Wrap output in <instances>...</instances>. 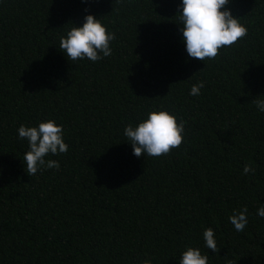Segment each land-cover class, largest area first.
<instances>
[{
  "label": "trees",
  "instance_id": "obj_1",
  "mask_svg": "<svg viewBox=\"0 0 264 264\" xmlns=\"http://www.w3.org/2000/svg\"><path fill=\"white\" fill-rule=\"evenodd\" d=\"M178 4L0 0V264H179L187 246L208 264H264V0H231L247 35L205 62L187 56ZM86 13L115 33L111 55L69 61L60 39ZM161 108L183 142L133 155L124 127ZM47 119L68 150L30 176L17 129ZM245 206L237 232L228 217Z\"/></svg>",
  "mask_w": 264,
  "mask_h": 264
},
{
  "label": "clouds",
  "instance_id": "obj_2",
  "mask_svg": "<svg viewBox=\"0 0 264 264\" xmlns=\"http://www.w3.org/2000/svg\"><path fill=\"white\" fill-rule=\"evenodd\" d=\"M231 0H179V24L182 41L189 58L203 62L215 58L222 48L233 45L247 35V26L233 15L227 7ZM115 33L108 30L99 17L86 13L81 25L67 30L60 39L59 49L69 61L88 59L98 61L111 55V42ZM204 82L193 84L189 95L198 96ZM256 109L264 113V99H255ZM184 122L177 114L168 109L151 110L146 118L135 126L128 124L123 135L132 147L133 155L140 157H158L168 154L183 142ZM18 138L26 140L28 150L22 162L30 176L44 168H59V161L45 159L47 156L65 153L68 145L64 139L63 125L54 119L42 120L36 125L21 124L17 129ZM249 164L243 168V174L255 173ZM247 206L234 211L228 221L237 232L243 231L248 223ZM259 217H264V204L256 210ZM204 245L209 250L217 251V240L211 227L203 233ZM208 255L202 254L200 247L187 246L179 256V264H208ZM147 264V262H146Z\"/></svg>",
  "mask_w": 264,
  "mask_h": 264
}]
</instances>
